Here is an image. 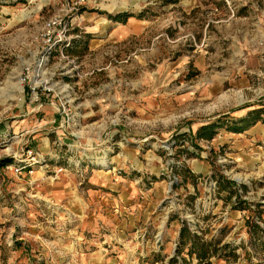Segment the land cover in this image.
<instances>
[{"label": "rangeland", "instance_id": "obj_1", "mask_svg": "<svg viewBox=\"0 0 264 264\" xmlns=\"http://www.w3.org/2000/svg\"><path fill=\"white\" fill-rule=\"evenodd\" d=\"M59 7L0 0V264H264V0Z\"/></svg>", "mask_w": 264, "mask_h": 264}, {"label": "trees", "instance_id": "obj_2", "mask_svg": "<svg viewBox=\"0 0 264 264\" xmlns=\"http://www.w3.org/2000/svg\"><path fill=\"white\" fill-rule=\"evenodd\" d=\"M124 16L123 19H121V17ZM122 16H117V17H113V19L115 20H120V21H125V17L127 16V14H124ZM128 17V16H127ZM220 125H215V124H206V125H202L200 126L196 133L194 134V138H198V139H205V140H209L213 137L214 133H215V129L217 127H219ZM243 128H236L233 127V131H237L240 132ZM11 159L10 158H4L2 160H0V164L1 165H7L8 162H10ZM253 213L256 214L257 218L259 220H261L262 218V212L264 211H260V210H251ZM246 223L248 224V234L249 236H253L254 230H259L260 232L264 233V229L260 228L259 225L250 222V221H246ZM229 247V244H224L222 246V248H226ZM187 249V254L190 257H194L196 259V263L195 264H209V259L212 256H220L219 253V249H217L218 247L215 246L214 242L212 241H207L204 240L203 237L199 234H197L196 232H193L184 222L182 223V227L180 228L179 231V235H178V248H177V252L179 253L180 250L182 249ZM234 249V248H232ZM233 251V250H232ZM231 255L233 257H236L237 255L234 252H231Z\"/></svg>", "mask_w": 264, "mask_h": 264}, {"label": "built area", "instance_id": "obj_3", "mask_svg": "<svg viewBox=\"0 0 264 264\" xmlns=\"http://www.w3.org/2000/svg\"><path fill=\"white\" fill-rule=\"evenodd\" d=\"M89 0H48L51 5H60L50 16L45 18L41 31L40 41L44 47L54 46L56 37L64 34L67 29V19L69 13H75L78 9Z\"/></svg>", "mask_w": 264, "mask_h": 264}]
</instances>
